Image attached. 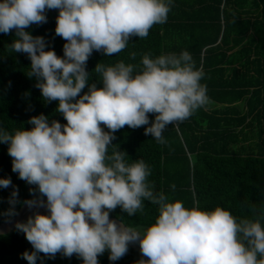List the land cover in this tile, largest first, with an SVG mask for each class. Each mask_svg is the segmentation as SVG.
<instances>
[{
    "label": "clouds",
    "instance_id": "clouds-1",
    "mask_svg": "<svg viewBox=\"0 0 264 264\" xmlns=\"http://www.w3.org/2000/svg\"><path fill=\"white\" fill-rule=\"evenodd\" d=\"M172 6L173 0L0 2V33L15 30L8 47L27 54V76L36 78L35 87L46 103L58 101L56 111L67 122H49L41 114L27 121L31 130L10 133L0 128L12 171L36 186L29 189L34 199L20 201L11 178L0 179V188L13 187L9 208L0 215L10 223L19 204L48 211L15 224L33 249L21 254L28 264L38 259L43 264L41 253L48 259L75 254L83 264H99L98 257L107 251L109 260L117 261L137 243L142 258L136 264H264L262 218H237L221 207L208 211L198 204L189 209L182 201L169 202L148 182L149 166L143 160L129 163L127 153L112 144L114 133L126 125H149V114L155 119L144 134L167 144L163 133L169 125L178 126L210 103L207 85L201 83L205 73L191 54L145 53L139 64L97 63L94 73L103 86L89 85L86 66L93 51L119 54L132 37L144 39L154 25L165 24ZM53 9L59 13L55 34L66 41L63 57L45 51V38L25 30L47 23L46 12ZM136 56L130 53V59ZM171 187L174 191L176 186ZM144 201L158 206L159 213L147 229L110 220L117 207L128 216L142 213Z\"/></svg>",
    "mask_w": 264,
    "mask_h": 264
},
{
    "label": "trees",
    "instance_id": "trees-1",
    "mask_svg": "<svg viewBox=\"0 0 264 264\" xmlns=\"http://www.w3.org/2000/svg\"><path fill=\"white\" fill-rule=\"evenodd\" d=\"M58 14V10H47V23L25 30L45 38V51L54 50L63 57L66 41L55 34ZM15 38V30L0 33V128L10 133L31 130L27 121L41 114L49 122L66 124L56 111L58 101L46 103L35 87L36 78L27 76L31 65L27 54L8 47ZM185 50L205 73L201 83L207 85L210 103L178 126L169 125L163 133L167 144L144 134L155 114H149V125L137 129L126 125L115 132L112 144L127 153L129 163L143 160L149 166L148 182L155 185L154 191L168 196L169 202L182 201L189 209L198 204L208 211L221 207L237 218L260 217L264 225V0H173L167 22L154 25L146 38L132 37L125 50L112 56L93 51L86 66L89 85L103 86L94 73L97 63L110 66L123 60L139 64L145 53L156 57ZM132 52L137 54L135 60L130 59ZM87 91L86 86L81 95ZM9 177L19 190L20 201L35 198L29 189L36 186L12 171L8 145L0 143V179ZM12 191L11 186L0 188V213L9 208ZM144 204L142 213L128 216L117 207L110 218L145 230L159 213L158 206ZM23 206L17 205L16 211ZM5 220L0 215V225ZM25 251L33 249L22 232L15 229L0 235V264H28L21 258ZM39 255L43 264H83L75 254L68 258L58 253L54 259ZM108 257L106 251L98 257L99 264H136L142 258L130 245L121 259L110 261Z\"/></svg>",
    "mask_w": 264,
    "mask_h": 264
},
{
    "label": "water",
    "instance_id": "water-1",
    "mask_svg": "<svg viewBox=\"0 0 264 264\" xmlns=\"http://www.w3.org/2000/svg\"><path fill=\"white\" fill-rule=\"evenodd\" d=\"M46 202V198H43ZM28 207L26 205H24L22 207V209L20 210V212L18 213V215H16L13 219H11V222H6V223H3L0 225V235H6V234H9L11 233L12 231L15 230V224L17 222H26V218H25V210L27 209ZM110 220H114L116 221V223L119 225L121 224L122 222H120L119 220L117 219H112L110 218ZM131 247H133L134 249H136L138 252H140V249H139V245L138 244H130Z\"/></svg>",
    "mask_w": 264,
    "mask_h": 264
},
{
    "label": "bare ground",
    "instance_id": "bare-ground-1",
    "mask_svg": "<svg viewBox=\"0 0 264 264\" xmlns=\"http://www.w3.org/2000/svg\"><path fill=\"white\" fill-rule=\"evenodd\" d=\"M41 209H42V210H41ZM38 210H41V211H39V213L42 214V215H47V214H48L47 209L44 208V207H40V208H32V209L27 208V209L25 210V218H26V220L28 219L29 216H33V214H34L36 211H38ZM137 244H138V243H137ZM138 245H139V244H138Z\"/></svg>",
    "mask_w": 264,
    "mask_h": 264
}]
</instances>
